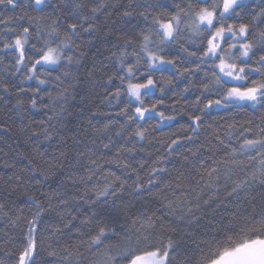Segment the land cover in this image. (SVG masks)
<instances>
[{
  "label": "trees",
  "instance_id": "trees-1",
  "mask_svg": "<svg viewBox=\"0 0 264 264\" xmlns=\"http://www.w3.org/2000/svg\"><path fill=\"white\" fill-rule=\"evenodd\" d=\"M21 2L27 4L28 0ZM84 2L89 7L94 6L93 0ZM104 2L115 7H108L97 14L93 20L95 31L91 35L82 32L80 37H73L79 45L74 54L80 63L70 66L71 75L68 78L61 76L63 83L59 87L53 81L44 89L51 92L52 99L43 95L42 99H38L37 107L32 108L29 103L31 92L19 93L20 74L11 75V57H4L3 64H0V83L10 85L9 93L0 90V96L4 97L0 100V205L4 206L3 212H0L2 264H15L21 240L26 238L25 220L32 219L36 211L29 199L33 196L44 208L37 237L41 243L37 249L36 264H105L103 247L99 254L95 249L89 251L88 236L74 228L71 231L64 228L72 216L78 217L73 222L75 224L83 219L77 209L83 212L88 207L85 200L96 198L99 185L124 182L123 190L118 193L120 198L116 200L117 207L122 209L120 223L128 218L135 220L141 214L150 216L155 225L153 243L163 242L166 245L171 240L176 246V251L172 253L176 264H196L200 257L198 245L203 247L202 241L208 239L210 233L237 214L258 215L264 211V184L259 179L258 161L240 157L243 165L233 163L228 156L230 148L217 147L218 142L214 139V130L223 136L225 123L232 121L245 125L251 122L253 131L258 133L264 109L212 112L204 117L198 136L187 127L186 115L178 116V123L159 128L154 127L156 119L139 121L148 129L142 141L133 136L136 124L121 128L127 118L116 117L115 114L123 104L108 106L106 91H114V88L107 84L105 73L113 71V61L109 57L113 51H119L113 45L122 43L130 33V26L137 23L135 14L127 18L122 13L130 10L129 6L135 8L137 4L144 3V0ZM248 3L255 8L260 0H248ZM27 11L32 16L40 15L30 7ZM50 11L47 9L46 13ZM16 12L23 15L20 9ZM21 23L28 26L27 19ZM10 26L18 28L16 24ZM84 27H87L86 23ZM81 52L83 56H80ZM167 54L177 56L178 66L191 67L181 64L182 57L176 49ZM58 74L52 73L53 77ZM163 75L175 77L171 70L164 71ZM159 76L157 72L156 78ZM202 76L203 73H199L190 77L195 86L182 95L188 79H173V84L166 87L163 95L154 90L145 102L163 99L164 105L158 107L168 114V106L179 100L178 108L183 106L186 112L193 113L196 110L192 102L199 95ZM23 87H35V82H27ZM65 88L66 92L63 91ZM61 94L67 99L58 98ZM17 99L23 102V110L14 107ZM49 116L54 118L49 120ZM108 116L113 121L105 131L103 125L108 123ZM180 124L185 125L184 131L179 128ZM45 130L48 138L45 137ZM121 131L123 135L117 136L116 133ZM185 134L192 137V142L184 139ZM176 137L181 144L177 151L169 152L166 143ZM232 143H236L235 136ZM104 144L109 147L104 148ZM160 156L165 158L164 161L154 164ZM91 161H96V164ZM125 164L127 169L123 167ZM153 167L166 170L161 176L154 177L156 187L147 183ZM88 169H93L95 173L91 181L88 180ZM42 172L47 175V180ZM254 172L257 175L255 181L252 180ZM137 175L144 186L140 192L134 184ZM244 181H249V184L239 191L238 196L229 195L237 184ZM169 201L172 202L171 207H168ZM57 228L61 231L57 232Z\"/></svg>",
  "mask_w": 264,
  "mask_h": 264
},
{
  "label": "snow or ice",
  "instance_id": "snow-or-ice-1",
  "mask_svg": "<svg viewBox=\"0 0 264 264\" xmlns=\"http://www.w3.org/2000/svg\"><path fill=\"white\" fill-rule=\"evenodd\" d=\"M93 4L89 7L84 0H28L27 4H22L21 0H0V25L4 26L0 28V64H3L4 57H11V75L20 74L19 93L31 92L29 103L32 108L37 107L38 99H42L43 95L52 99L51 92L44 89L53 81L59 87L63 83L61 76L68 78L71 75L70 66L74 63L79 65L80 60L74 54L79 45L73 37H80L82 32L91 35L95 31L93 20L97 14L108 7H115L104 0H93ZM28 7L40 15H30ZM129 8L122 13L123 17L131 18L135 14L137 23L130 26V33L122 43L113 45L119 51L111 53L109 59L113 61V71L105 73L107 84L114 88V91H106L108 106L123 104L115 114L116 117L127 118L126 123L121 125L122 129L136 124L133 136L142 141L148 129L139 121L156 119L154 127L159 128L177 122L178 116L186 115L187 127L198 136L204 117L212 112L264 109V0H260L255 8L248 0H144L135 8ZM17 9L23 15H18ZM47 9L51 11L46 13ZM8 12L12 15H6ZM25 19L28 26L21 23ZM85 23L87 27H84ZM13 24L18 28L10 26ZM173 49L181 55V64L191 67L178 66L177 56L167 54ZM83 55L81 52L80 56ZM142 68L144 71H141ZM166 70L174 72L175 77L164 76ZM53 72L60 74L53 77ZM157 72L160 73L158 79ZM199 73L203 76L199 81V95L192 102L195 112L188 113L183 106L178 108L179 100L168 106V114L159 110L158 106L165 103L163 99L145 102L153 90L163 95L166 87L173 84V79H188L181 95L189 92L195 86L189 78ZM33 81L35 87H23ZM9 88L8 83H0V90L4 93H9ZM58 98L67 99L62 94ZM3 99L0 96V100ZM14 107L23 110V102L17 99ZM53 118L48 117L49 120ZM260 120L258 133L253 131L251 122L245 125L232 121L225 123L223 136L214 130V139L218 142L217 147L230 148L228 156L233 163L243 165L240 157L258 161L259 179L264 184V114ZM112 121L113 118L108 116V123L103 125L105 131ZM179 128L184 131L185 125L180 124ZM116 135L122 136L123 131ZM234 136L235 144L232 143ZM45 137L48 138L47 130ZM184 139L192 142V137L186 134ZM180 144L179 137L171 138L166 147L169 152H175ZM108 147L104 144V148ZM164 159L163 156L157 157L153 163L159 165ZM91 163L96 164V161ZM123 167L127 169L128 165ZM165 171L163 168H151L148 185L156 187L154 177L161 176ZM88 172V180L91 181L95 173L93 169H88ZM41 175L47 180V175L43 172ZM109 175L114 176L115 173ZM256 179L254 172L252 180ZM134 184L138 192L143 190L139 175ZM248 184L249 181L237 184L229 195L238 196ZM123 188L124 182L99 185L96 198L85 200L88 207L83 212L77 209L83 219L75 224L73 222L78 217L72 216L64 228L69 231L74 228L88 236L89 251L95 249L99 254L103 247L105 264H176L172 256L176 246L171 240L166 245L163 242L153 243L155 225L150 216L141 214L135 220L128 218L120 223L122 209L117 207L116 200ZM29 199L36 211L32 219L25 220L26 238L21 240L15 264H36L37 249L41 243L37 237L44 208L34 196ZM61 203L65 201L61 200ZM171 206L169 201L168 207ZM3 208L0 205V212ZM202 244L203 247L198 245L200 257L196 264H264V211L258 215L237 214L210 233ZM68 255L71 256V253Z\"/></svg>",
  "mask_w": 264,
  "mask_h": 264
},
{
  "label": "rangeland",
  "instance_id": "rangeland-1",
  "mask_svg": "<svg viewBox=\"0 0 264 264\" xmlns=\"http://www.w3.org/2000/svg\"><path fill=\"white\" fill-rule=\"evenodd\" d=\"M154 91V90H153ZM153 91L150 93V94H152L153 93ZM149 116H151V114H148Z\"/></svg>",
  "mask_w": 264,
  "mask_h": 264
}]
</instances>
